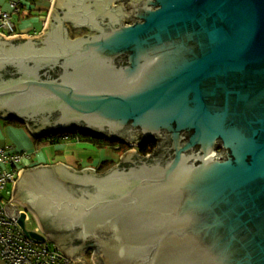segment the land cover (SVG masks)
Instances as JSON below:
<instances>
[{"label": "water", "instance_id": "obj_1", "mask_svg": "<svg viewBox=\"0 0 264 264\" xmlns=\"http://www.w3.org/2000/svg\"><path fill=\"white\" fill-rule=\"evenodd\" d=\"M64 1L0 32V117L158 144L101 174L21 169L9 216L74 261L96 239L95 264H264V0Z\"/></svg>", "mask_w": 264, "mask_h": 264}, {"label": "crops", "instance_id": "obj_2", "mask_svg": "<svg viewBox=\"0 0 264 264\" xmlns=\"http://www.w3.org/2000/svg\"><path fill=\"white\" fill-rule=\"evenodd\" d=\"M12 1L14 0H0V9L12 13V22L15 26L13 35L39 34L47 22L52 0H33V4L23 7L19 15L14 14V9L11 6ZM116 6L119 4L116 3ZM35 137L27 124L17 125L9 119L0 117V147L11 146L24 154L20 169L31 170V168L40 165L51 166L62 163L77 171L89 167L96 168L97 174H101L108 170L103 165L118 164L119 161H122V152H118L117 147L112 144L100 145L66 135L62 137L60 142L51 144L49 138L36 142ZM38 143L40 144L39 147ZM14 185L15 182L11 183L12 190H14ZM17 205L19 207L20 203L17 202ZM47 237L51 244L58 246L56 241L50 239L48 235Z\"/></svg>", "mask_w": 264, "mask_h": 264}, {"label": "built area", "instance_id": "obj_3", "mask_svg": "<svg viewBox=\"0 0 264 264\" xmlns=\"http://www.w3.org/2000/svg\"><path fill=\"white\" fill-rule=\"evenodd\" d=\"M20 2L27 5L33 4V0L12 1L11 6L14 9V14H20L18 9ZM14 31L12 13L0 9V32L9 36L13 35ZM127 145L129 147L127 151L136 149L141 156L152 155L154 152L143 155L138 151L140 146ZM23 158L24 154L16 151L14 147H0V264H79L80 260H72L59 247L51 244L49 240L36 242L28 238L18 223L19 216L17 218L15 216L11 217L6 212L5 205L8 204L10 208V200L13 197V190L9 189L8 186L16 182ZM92 169L96 172V168ZM11 203L17 205V201H11ZM17 208L19 215L23 212L26 213V223L29 222L31 220L29 213L20 209L18 205ZM35 230L41 232L42 229L37 227Z\"/></svg>", "mask_w": 264, "mask_h": 264}, {"label": "trees", "instance_id": "obj_4", "mask_svg": "<svg viewBox=\"0 0 264 264\" xmlns=\"http://www.w3.org/2000/svg\"><path fill=\"white\" fill-rule=\"evenodd\" d=\"M23 7H27V4L25 3H21L18 5V9L19 11H21V9H23ZM21 13V12H20ZM9 120L17 125H25L27 122H25L24 120L22 119H19L15 116H11L9 118ZM30 126H34V128L36 127L33 123H29ZM66 135V136H73V137H76L78 138L79 140H85V141H91L93 143H96V144H100V145H113L114 147H117V151L118 152H122L124 153L125 151H127L129 149L128 145L127 144H121L119 147L118 146H115V144H118V141H107L105 140L104 138H102L101 136L97 135V134H93V133H90V132H87V131H79L78 129H72L70 131H55V132H51V133H43L42 135H39V136H36L34 139L35 141H41L42 139H45V138H49V142L51 144H54V143H58L60 142V140L62 139V137ZM37 144V143H36ZM158 142L157 140H150V141H147L145 142L144 144H142V146L139 147L138 151L140 154H147L149 152H153L155 151L156 149V146H157ZM40 146V144L38 143V147ZM156 154V152L154 153ZM115 164L114 163H108L106 165H103V166H106V169H109L111 168L112 166H114ZM102 166V167H103ZM104 169V170H106ZM9 189H11V184H9Z\"/></svg>", "mask_w": 264, "mask_h": 264}, {"label": "flooded vegetation", "instance_id": "obj_5", "mask_svg": "<svg viewBox=\"0 0 264 264\" xmlns=\"http://www.w3.org/2000/svg\"><path fill=\"white\" fill-rule=\"evenodd\" d=\"M129 0H116V3H118V4H120V5H123L124 7H125V9L127 8V2H128ZM68 3L69 2V0H65L64 1V3ZM72 2V1H71ZM88 5H96L97 4V2H96V0H91V1H88V3H87ZM99 5H101V2H100V4ZM61 9H60V11L59 12H61L62 14H63V16L65 15V13L67 12V9H65L64 7L62 8V7H60ZM65 9V10H64ZM98 18L100 19V21H102V22H104L105 20H106V18H104L103 17V15L102 16H98ZM107 21V20H106ZM82 30V32L83 31H86V32H88L89 30L88 29H86V28H82L81 29ZM76 33H77V31L76 30H72V37H75V35H76ZM57 115H51V114H46L44 117H39V121L41 122L40 123V126L42 127H44L45 125H47L49 122H51L50 120H53V119H55V117H56ZM73 129H78L79 131H82L80 128H77V127H75V128H73ZM72 130V129H71ZM68 131H70V130H68ZM91 133V132H90ZM94 134V133H93ZM102 138H106V137H102ZM107 139V138H106ZM108 140V139H107ZM118 144H119V146L122 144H127V143H125V142H123V141H118ZM133 157H137V156H133ZM132 159H134V158H132ZM125 164H127L126 163V161L124 160V162H120L119 161V163H118V165L117 164H115L114 166H124ZM114 166H112V167H114ZM111 167V168H112ZM110 169V168H109ZM93 242L97 245V246H99L100 244L98 243V240H96V239H94V241H77L76 240V242L74 243V245H76L77 247H78V249H79V251H85V255L83 256L84 257V259L82 258V261L84 260V262H86V264H93V261H92V255L93 254H95L96 253V249L92 246V244H93ZM92 250H93V252H92ZM78 251V250H77ZM88 253H90L91 254V256H90V258H91V260L90 261H87L85 258H86V256L88 255Z\"/></svg>", "mask_w": 264, "mask_h": 264}, {"label": "rangeland", "instance_id": "obj_6", "mask_svg": "<svg viewBox=\"0 0 264 264\" xmlns=\"http://www.w3.org/2000/svg\"><path fill=\"white\" fill-rule=\"evenodd\" d=\"M52 2H53V0H52ZM105 140H107V139L105 138ZM107 141H110V139L107 140ZM118 141H119V140H118ZM115 146H119V144H115ZM19 208H20V209H23V210H26V211L29 213L30 217H31V220H30L29 222H27V228H28V229H30V230H35L37 227H40V225L38 224V222H37V220H36L34 214H33L30 210H28V209H27L25 206H23L22 204L19 205ZM41 232H42V230H41ZM92 252H93V250H92ZM84 255H85V254L80 255V256H79V259H82V258L84 259V257H83ZM90 256H91V254L88 253V255L86 256L85 259H86L87 261H90V260H91ZM92 257H93V255H92ZM92 261H93V258H92ZM79 264H86V263L80 261ZM93 264H95L94 261H93Z\"/></svg>", "mask_w": 264, "mask_h": 264}, {"label": "clouds", "instance_id": "obj_7", "mask_svg": "<svg viewBox=\"0 0 264 264\" xmlns=\"http://www.w3.org/2000/svg\"><path fill=\"white\" fill-rule=\"evenodd\" d=\"M27 124V123H26ZM123 154V153H122ZM96 171L98 172V170L96 169ZM49 240V239H48ZM63 251V250H62Z\"/></svg>", "mask_w": 264, "mask_h": 264}]
</instances>
